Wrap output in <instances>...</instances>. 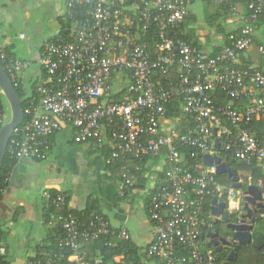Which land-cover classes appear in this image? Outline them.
Listing matches in <instances>:
<instances>
[{"label":"built area","instance_id":"1","mask_svg":"<svg viewBox=\"0 0 264 264\" xmlns=\"http://www.w3.org/2000/svg\"><path fill=\"white\" fill-rule=\"evenodd\" d=\"M194 1L62 0V23L41 42L36 62L48 80L38 87L39 102L27 107L29 117L12 131L6 149L11 160L44 161L52 149L50 137L69 126L76 144L88 145L93 153L107 150L105 165H120L122 198L133 183L127 160L159 158L165 180L149 193L147 205L154 230L147 256L158 264H218L213 249L201 241L214 220L205 203L213 197L233 200L236 189L222 187L215 166L202 162L204 154L218 155L216 139L241 163L264 162V138L249 128L253 120L264 119V74L256 66H229L252 47L264 0H247V16L232 0H211L227 9L226 22L233 26L225 38L218 34L209 44L220 48L214 55L182 38ZM0 60L13 86L31 67L30 61L8 62L1 41ZM174 102L179 113L168 122ZM5 123L0 110V126ZM175 143L197 150L200 162L184 160ZM256 186L264 202L263 185ZM52 191L41 193L43 208L53 211L40 223L61 231L55 239L58 250H33L27 264H106L98 250L89 255L86 246L131 241L124 226H113L101 212L80 219L66 196ZM181 248L187 257L178 255ZM129 256L125 251L107 264H132Z\"/></svg>","mask_w":264,"mask_h":264},{"label":"crops","instance_id":"2","mask_svg":"<svg viewBox=\"0 0 264 264\" xmlns=\"http://www.w3.org/2000/svg\"><path fill=\"white\" fill-rule=\"evenodd\" d=\"M29 1L32 0H0V15L2 14L6 19L10 20L12 18L11 14H5L8 11V8L13 7L19 2L28 4ZM45 1L50 5L55 14L57 23V28L53 35L45 38L48 39L53 37L59 28L58 18L63 9V2L62 0ZM196 2H199L202 5L201 0H195V3ZM238 6L241 8L239 3ZM27 17H30L29 13L27 14ZM224 20L226 25L224 28L229 31L233 26L228 24L226 19ZM262 35H264V29ZM1 38L0 35V40H2ZM2 44L5 47L14 48L13 46H6L4 43ZM40 45L41 43L36 47L33 56L32 45L30 43L22 48L23 56L17 55L18 61L31 62V67L23 70L18 76V81L22 84L25 91L26 86H30L33 81L39 80L40 77V68L36 63L40 53ZM248 54L253 61L257 60L259 52L255 51L254 44L248 51ZM161 162L160 159H157L156 162L154 160H148L143 165L144 169L149 168L148 172H145V176H148V183L152 185V188L147 192L145 199L142 201V214L144 217L139 219V225L130 228L125 220L127 216L126 210L121 208L123 204L122 202L130 193L143 189L135 188L127 190L122 198L121 194L124 192L122 184L115 175L107 170L102 156L98 153L93 154L86 144H76L73 141L72 130L69 126H65L60 132L53 135L52 149L46 160L41 162L21 160L11 168L8 177V187L5 193L7 194L14 189L20 191V193L26 196V198H29V194L32 190L34 199L28 201L30 206L28 208L22 203L17 205L15 202H11L12 204L9 205L4 202L3 198L0 205V216L7 221L4 227L5 235L8 232H11L9 242H6L5 239H3L7 248V257L13 264H23L26 259L32 257L33 248L45 239L47 231L45 235L40 238L32 235V223H35L36 221L40 222L42 210L41 193L43 190L47 189L65 193L67 195L68 204L72 210L82 211L86 206V199H91L96 203L98 211L106 215L113 226H124L129 231L131 242H133L136 247H148L153 241L154 230L153 224L145 212L146 198L149 196V193L155 185L158 184L159 186V184H161V177L159 175V171L162 168ZM261 166L264 173V162L261 163ZM240 181L242 182L241 177ZM64 182L70 183V186L62 189L61 186ZM239 196L240 191L236 193L235 199L230 200L223 198L220 199V201H225L228 205L227 211H231L236 205ZM18 208L21 209V213L17 222L20 220L26 226L20 231H14V223L10 220L13 213ZM26 214L28 215L26 219L28 220L27 223L23 220V217H25ZM262 217H264V214ZM255 227L256 224L254 225L253 231ZM204 233L206 234L207 231H204ZM201 241L204 245L208 243V239L206 238L201 239ZM252 243L257 246L261 244L260 240H254L253 232L251 244Z\"/></svg>","mask_w":264,"mask_h":264},{"label":"trees","instance_id":"3","mask_svg":"<svg viewBox=\"0 0 264 264\" xmlns=\"http://www.w3.org/2000/svg\"><path fill=\"white\" fill-rule=\"evenodd\" d=\"M201 1H202L203 5L204 4H210L213 8H215V15L212 17L210 16L208 18V20L206 21L208 24L212 20L216 19L218 16H221L223 19H225L228 16L227 9L225 10L224 8L214 7L211 3V0H201ZM246 1L247 0H232V3H234V4L239 3L240 4V6L242 8V12L244 13L245 16L248 15ZM194 20H195L194 15H192V13L189 12V14L187 15V17L185 19V23L182 26L183 31H184L182 38L186 42H188L189 44H191L192 46L196 47L197 49H199L201 51H204V52L208 51V53L213 54V55L218 53L220 48L211 47L210 45H206V46H208L207 48L203 47L202 43L199 41L198 37L196 36L195 30L193 28L192 29L190 28V23L193 22ZM58 23H59V25L62 23V20L60 17L58 18ZM255 28H256V34L254 37L253 44L258 46V47H262V51H259L260 53L258 54L257 60L253 61L251 59L250 55L248 54V52L240 53V54H238V60L235 63L230 64L229 66L231 68H235V69H242V68H245L247 66H256L264 74V40L260 41L256 37V35H262L263 34L264 13L258 18L257 21H255ZM217 32L222 34L224 38L228 35V31L225 28L218 27ZM4 49H5V52L7 54V61L8 62L9 61H18L17 54L13 48L4 46ZM0 65L3 67L6 74L9 77V74L5 68V64L1 60H0ZM47 80H48V76L45 73V71L40 70L39 80L35 81L34 83H32L30 85V90L28 92L25 91V89L23 88L22 84L19 81H18V85L14 86V88H15V90H16V92H17V94L21 100L22 113H23L22 124L29 117L26 113L27 107L30 106L31 104H37L39 102V96H38V92H37L38 87L40 85L45 84L47 82ZM219 99L222 102H227L226 99H224L223 95H220ZM4 100H5L4 97H2V99L0 101V110L3 113L5 112ZM168 111L169 112L167 114V119H168V122H171V120L176 115H178V113H179L178 103L174 102L173 104H171L169 106ZM6 122H8V120H6ZM226 126L230 127L229 124H226ZM1 128L2 127L0 126V129ZM249 128L252 130V132L256 135V137L258 139L264 138V119L261 118L258 120H253L252 123L250 124ZM52 137L53 136L50 137L51 141H52ZM175 147L179 151L180 156L184 160H188L191 163H193L195 161L200 162L201 157H200V154H197L198 153L197 150L190 148V147L182 146L179 143H175ZM192 153L197 154L196 158H194V159L191 158ZM98 154H100L104 160V158L108 154V151L103 150L102 152H100ZM217 154H218V156L221 157L222 160H224L232 168H234L236 170V172L238 173V175H239V172L241 171V173L243 174L241 179L247 182L246 186L243 185V190L246 189V187L249 184L257 185L259 182H261L263 185V191H264V173L262 171L261 163L253 162L251 165L241 163V162L237 161L236 159H234L230 154L225 153L221 148H218ZM157 159L159 160V158H157V157L156 158H145L141 162L137 161L135 159L127 160V165L131 171L130 174L128 175V177H130L132 179V182H133L132 186L129 188V190L135 189V188L144 189L146 187V185L148 183V176H145V172H148L149 168L144 169L143 165L148 160H154L156 162ZM29 161L41 162L39 160H29ZM17 162L18 161H16V160L9 159L7 154H6L4 161L0 167V189H5L8 187L7 179L9 177V173L11 171V168ZM136 167H139L138 171H135ZM106 168L111 174L115 175L117 177V179L120 181V183L122 184L123 171L121 170L120 165H118V164L106 165ZM165 170H166V167L162 166L161 170L159 171V175L161 177V179H160L161 184H163L164 180H165V178H164ZM219 177L220 176L216 177L218 183H219ZM222 183L226 184V185H231V182L228 180L227 177L225 180L222 181ZM161 184H159V185H161ZM157 186H158V184L154 186V188L151 190L150 193H152L153 190ZM52 192H54V191H52ZM4 194H5V192L0 191V205L3 201ZM63 194H64V196H66V199H67V195L65 193H63ZM146 200L147 201H146L145 212L148 216L147 205L149 202V196L146 198ZM210 202H211L210 200H207V202L205 203V211L207 212V214L209 211ZM44 208L42 206L41 218L43 217V218L47 219L53 210L52 209L46 210ZM93 212L100 213V211H98V209H97L96 203L94 201H92L91 199H86V206L82 211L72 210V213H74L76 216H78L80 219H83V220L85 218H88L89 215ZM20 213H21V209L18 208L13 213V216H12L10 221L17 222V220L20 216ZM148 218H149V216H148ZM149 220H150V218H149ZM6 222L7 221L4 220L0 216V244L4 245L5 248H6V245L4 244L3 239L5 236L4 227L6 225ZM151 223L153 224L152 221H151ZM213 226H214V222L212 221L211 227L209 228V230H213L214 229ZM61 234H62L61 231H59L58 229L47 230V235H46L45 239L42 240L38 245H36L33 248V250L36 251V250H39L40 248H42V249L56 250L57 251L58 247H57V244L55 242V239L57 236H60ZM253 238H254V240H258V241L260 240L261 244L258 246L253 244V243L249 246H238V245L234 246L233 248H234V252L236 253V257L233 261L228 260L229 250L222 252V253H218V254L215 253L218 264H264V217H262V216H259V215L257 216L256 227L253 231ZM86 247H87L89 255H91V253L95 254V252L98 250L101 254L102 261L106 264L111 263L114 260L120 259L122 253H124L125 251L127 253H129V255H130L129 256V262L132 264H158V261L155 258H149L147 256L148 247L138 248L131 241L128 243L116 242L115 246H112V247L105 246L104 241H97L93 244H88ZM204 248L212 250V247L209 245V243L205 244ZM178 255L181 257L182 256L187 257V255H188L187 250H185L184 248H181ZM30 260L32 261L33 258L30 257V258L26 259L23 264H27L26 262H28ZM0 264H13L12 261L7 257V248H6V255L0 256Z\"/></svg>","mask_w":264,"mask_h":264},{"label":"rangeland","instance_id":"4","mask_svg":"<svg viewBox=\"0 0 264 264\" xmlns=\"http://www.w3.org/2000/svg\"><path fill=\"white\" fill-rule=\"evenodd\" d=\"M190 12L194 15L195 20L190 23V28L195 30L196 36L198 37L199 41L203 44L207 43L208 45L215 41L219 32H217V28L226 27L225 20L218 16L216 19L209 22H206L208 18L215 15V8H213L210 4H200L199 2L195 1L189 7ZM30 14V17H27V14ZM7 15L11 14L12 18L10 20L6 19L2 14L0 15V35L2 43L6 44V46H13L17 55H22V48L24 46L32 45V56L35 53V49L43 39L53 35L55 29L57 28L56 17L53 13L50 5L44 0H32L29 1L28 4L26 3H18L13 7H9L8 11L5 13ZM234 18V17H233ZM226 19V18H225ZM235 20V18H234ZM222 37L223 35L220 34ZM256 37L260 40H264V35H256ZM204 48L208 46L203 45ZM255 51H258V46L254 45ZM208 52V51H205ZM260 53V52H259ZM33 81L32 83H34ZM30 90V86H26V91ZM4 119L10 120L11 119V110L10 105L7 99L4 97ZM239 175L243 176L241 171ZM226 179V176L219 177V184L226 188L227 190L232 188L231 185L223 184L222 181ZM98 181V180H96ZM221 181V182H220ZM244 186H246L247 182L242 180ZM70 186V183L64 182L61 186L62 189ZM72 186V184H71ZM152 188L150 183H147L146 187L143 190H137L136 192L130 193L126 199L123 200V204L121 208L126 210V222L128 227L133 228L136 227L139 222V219L143 218L142 210H143V203L142 201L145 199V195L147 192ZM239 190H236L238 193ZM32 190L29 194V198L22 195L20 191L12 189L11 192L5 193L4 195V202L8 203L9 205L15 202L17 205L22 203L25 207H30L28 201H32L34 199ZM225 198V197H224ZM30 199V200H27ZM225 200V199H224ZM12 202V203H11ZM23 215V214H22ZM28 215L26 214L23 217L26 220ZM14 231H20L26 225L19 220V222H13ZM32 223V222H31ZM11 230V228H10ZM45 227L41 225L40 222L36 221L32 223V235L35 237H42L46 233ZM11 238V232H8L4 239L6 242H9ZM12 249V248H11Z\"/></svg>","mask_w":264,"mask_h":264},{"label":"water","instance_id":"5","mask_svg":"<svg viewBox=\"0 0 264 264\" xmlns=\"http://www.w3.org/2000/svg\"><path fill=\"white\" fill-rule=\"evenodd\" d=\"M0 89L7 99L10 110L11 119L6 122L0 129V167L6 156V149L11 137L12 131L17 128L23 119L21 100L6 74L0 65ZM216 131H214L215 135ZM215 148H219L218 140H215ZM202 162L205 166H215L216 175H225L231 182L233 189L241 192L242 210L244 213L239 219L231 220V215L227 213L228 205L226 202L219 201L217 197H213L210 202V214L213 217L214 226L225 224L226 233L221 234L219 230H209L201 235V239H208L209 245L214 253H222L229 250L228 260L232 261L236 257L234 246H249L252 242V232L257 222V216L264 214V202L261 196V190L258 186L249 184L243 190V184L236 170L227 162L222 161L218 155L204 154Z\"/></svg>","mask_w":264,"mask_h":264},{"label":"flooded vegetation","instance_id":"6","mask_svg":"<svg viewBox=\"0 0 264 264\" xmlns=\"http://www.w3.org/2000/svg\"><path fill=\"white\" fill-rule=\"evenodd\" d=\"M225 202V201H224ZM227 213H229L232 217L231 220H238L239 217L244 213V211L242 210V201H241V196L238 197L237 201H236V205L234 206V208L231 211H226ZM214 229L219 230V232L221 234L226 233L228 230L225 227V224H219L217 226H213ZM213 229V230H214Z\"/></svg>","mask_w":264,"mask_h":264}]
</instances>
